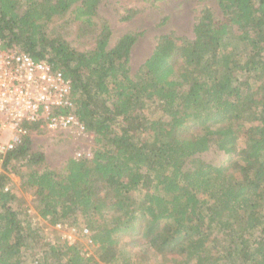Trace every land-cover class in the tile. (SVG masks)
<instances>
[{
  "label": "trees",
  "instance_id": "1",
  "mask_svg": "<svg viewBox=\"0 0 264 264\" xmlns=\"http://www.w3.org/2000/svg\"><path fill=\"white\" fill-rule=\"evenodd\" d=\"M100 1L0 0L2 47L63 72L97 145L54 168L23 123L0 155V264H264V0H214L220 20L201 8L192 38L158 36L133 74L140 33L112 41ZM12 177L83 241L47 240Z\"/></svg>",
  "mask_w": 264,
  "mask_h": 264
},
{
  "label": "rangeland",
  "instance_id": "2",
  "mask_svg": "<svg viewBox=\"0 0 264 264\" xmlns=\"http://www.w3.org/2000/svg\"><path fill=\"white\" fill-rule=\"evenodd\" d=\"M126 7H133L136 14L131 20L121 21L119 17ZM204 7L211 9L215 20L221 19L222 15L214 0H207L203 3H198L196 0H147L146 2L144 0H101L98 14L101 20L110 25L114 37L112 41L128 32L140 33L131 51L130 66L133 74L139 70L141 64L152 52L158 36L172 32L178 37L192 38L194 22L199 10ZM63 36L79 50L88 49L93 44V40L89 38H79L74 27L67 30ZM40 129L30 132L32 146L34 149L44 151L48 163L54 168H60L67 157H74L77 150H83L84 155L87 153L92 155L97 147L93 134L77 137L69 131L50 132L43 127ZM10 186L25 197L26 204L30 209L31 220L41 226L47 240L54 242L57 236L64 240L65 230L55 229L48 220L38 217L32 207L31 192L21 191L16 177H12ZM78 240L83 241L80 236L75 241ZM85 249L88 254L94 253L93 246L86 245Z\"/></svg>",
  "mask_w": 264,
  "mask_h": 264
},
{
  "label": "built area",
  "instance_id": "3",
  "mask_svg": "<svg viewBox=\"0 0 264 264\" xmlns=\"http://www.w3.org/2000/svg\"><path fill=\"white\" fill-rule=\"evenodd\" d=\"M2 46L0 41V155L11 150L26 134L24 122L39 123L50 132L69 131L77 137L92 134L73 113L70 80L62 71L53 69L45 60H35L17 47ZM59 108L68 112L58 113ZM85 156L92 155L75 151L76 159ZM53 227L64 229L63 239L70 244L78 237L74 227L60 224Z\"/></svg>",
  "mask_w": 264,
  "mask_h": 264
}]
</instances>
